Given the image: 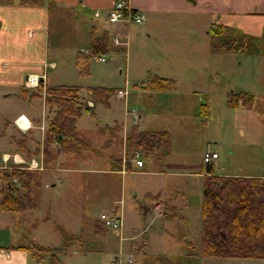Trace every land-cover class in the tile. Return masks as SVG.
<instances>
[{"label": "crops", "instance_id": "obj_1", "mask_svg": "<svg viewBox=\"0 0 264 264\" xmlns=\"http://www.w3.org/2000/svg\"><path fill=\"white\" fill-rule=\"evenodd\" d=\"M115 1L117 0H41L40 4L36 5L25 4L22 0H0V102L13 95L21 101L27 102L26 90L33 89V87L27 88L25 86L26 78L30 76L37 78L38 84L43 89L46 86L55 87L63 85H51L50 81H48V71H54L58 67V61L61 63L60 66L70 65V61L68 62V59L65 58V60L67 59L66 62L63 58L64 50L61 49L62 40L66 39L70 43L73 38H78L79 33L76 27H78V23L83 21V19L85 21V36L88 38V41L91 27L93 28L94 26L96 28L98 25L103 26L102 29H106L104 26H108L106 30L109 33L125 38L128 35V28L130 26H127L125 29L121 24L107 25L103 18ZM123 1L127 2L132 9L142 12L145 16V21L149 20V22H154L155 25L158 24L159 28L170 31V34H162L163 39L167 43L162 44V49L159 50L161 54H175L176 49L172 48V44H168V42L180 33H184L182 38L185 43L186 41L188 43L191 42L186 37L189 33H185L183 30H192L193 32L190 35L194 37L195 34H198V37H195V39L192 37L193 49L183 53L185 58L187 57L186 60H188V57H192L194 60L196 56L201 55L203 50H205L207 51L206 53L215 57V61L228 63L227 57L233 54H220L211 51L208 38L205 34L210 24L235 27L242 33L253 37L257 35L261 36L264 33V0ZM94 11L98 12L100 17L91 22L88 15ZM145 25L142 31L148 30V24ZM155 25H153L154 28ZM72 52L69 60H72L73 63L75 55L78 52L84 53L86 50L78 49L74 51L73 55ZM254 55V53L250 54V52H247L237 56L250 57ZM162 56L164 57V55ZM185 68L193 71V73L197 71V68L191 65V63H185ZM185 68L183 67L182 69ZM204 70L207 71V68ZM217 71L216 68L212 69L214 75L219 74ZM175 85V90L172 92H148V95H150L149 103L168 104V101L171 102L173 100V103L176 104L175 99L178 97L177 90L180 89V86L178 88L176 81ZM190 88L183 91V93H188V104H194L190 100L191 97L189 95L191 93L198 95L196 102L200 105L199 113H201V104H210V98L206 94L210 93L209 90H215L217 86L210 87L208 88L209 90L201 86L196 88L190 86ZM228 90L229 92L225 96L224 104H226L229 95L234 93H244L251 96L252 99L248 104L239 101L237 102V106L232 108L243 110L242 112L245 111L246 113L251 110L256 98L259 97V95L252 93L255 91L249 88V86L242 85L236 90L235 87ZM161 93L165 94L162 95ZM109 101L106 105L85 104L92 113L90 117L93 120V128L89 135H84L77 128L79 116L76 117L74 122L75 133L79 139L87 143V147L74 152L60 151L56 143H51L46 148L42 146L49 119L53 115V108H48L44 104H17V109L14 110L11 109L10 104H0V144L6 148L1 152L3 164L0 167L6 168L10 165L22 166L21 164L23 163L28 166L32 162L35 168H39L34 171L33 178L29 179V197L32 207L15 213L0 209V223L8 226L13 217H4L1 214L10 213L13 216H18L17 222L19 225L23 227L29 226L32 230L43 226L46 231L60 230L63 233L74 234L75 231H80L78 228L76 229L78 224H81V227L85 225V214L82 211L85 201H88L89 205L102 203L105 206V208L99 210L98 215L100 213L108 215L114 212V210L120 213L121 209H117V205L115 204L121 199L111 197V194L113 189L117 188V181H121L122 176L125 177L129 173L142 176L164 174L167 177L181 176L183 178L194 176L200 178L201 182L203 175H205L206 165L202 163L201 158L199 164H194L187 160L184 155L185 149L183 148L186 141L184 133H182L180 139L178 136L171 137V134L167 130L156 129L154 128L155 126L146 120L143 122L142 114L139 115L140 130L165 131L168 139L165 145L163 143L160 144L154 154L146 157L149 161L147 170H144L146 168H144V160L141 157V167H137L131 159L128 165L127 163L125 165V140L131 131V124L125 112L126 104H110ZM176 102L179 104L177 100ZM260 103L264 104V97L260 98ZM97 105H101L99 108L106 111L102 121L98 119V115L95 113ZM38 108L39 111L37 112ZM226 108L229 107L226 106ZM97 110L100 112L99 109ZM115 110H118V115L115 113ZM18 115L24 116L27 120L26 125L22 128L17 127L14 121ZM250 115L251 113L248 114V116ZM180 126L183 129L182 125ZM242 133L241 131H237V135ZM218 142V145L213 147L212 150H204L217 154V158L212 161L211 165L215 175L264 178V164L257 166L256 162H254L250 170H248L249 167L244 170L243 166H233L235 163L241 162L243 164L249 160L246 152H240V149L234 147L236 141L235 139L233 140V130L227 134L226 139L220 138ZM172 145L175 148L174 151L177 153L179 151L182 152L180 157H169ZM21 147L26 150L21 152ZM33 147L36 151L35 154L29 156L27 159L24 158L22 153L27 151L30 153ZM217 147L219 148L218 150L216 149ZM12 157L15 159L12 160ZM223 157L227 159L226 162L223 161ZM235 159L239 162L235 161ZM119 161L120 167L118 168ZM84 163L85 168H81V165ZM156 165L157 168H155ZM225 165L232 168L238 167L241 170L231 171L227 167L225 168L226 170H223L224 168L222 167H225ZM91 172H96V175H86ZM84 173L85 176L83 175ZM163 180L170 184L165 185L166 188L164 190L145 191L144 199L146 200L150 195L159 194L164 201L163 206L167 213L165 215L167 216L165 222L174 224L177 218L184 222L186 219L180 216L178 212L179 208L177 207L180 201L187 200L186 194L175 184L176 179ZM44 189L51 190L52 192L50 191L51 193L47 194V196L44 193ZM119 191H121V187ZM85 195H87L86 198ZM73 196L76 198L78 196L81 197L82 205L77 206V220H71L69 223L70 220L68 218L65 219V217L68 215L67 211H69V207L72 206ZM180 204L182 203L180 202ZM143 210L141 211L142 213H148ZM59 215L64 217L70 228L57 218ZM95 216L93 214L91 222L96 220L97 217ZM73 223H76L75 227L72 226ZM71 228L74 230H71ZM104 233L102 234L104 235ZM103 235H100L99 240L106 243L107 239ZM11 237V235L4 232L0 233V264H30L32 260L34 262L35 260L27 251L13 248L14 245L22 243L12 244V240L10 239H13V237ZM48 237L52 238L51 236ZM19 239L18 241H21ZM79 241L81 240L79 239ZM27 242L45 248H54L47 246L48 244H41L35 237L27 239ZM69 245L73 244L69 243L66 248ZM65 251L66 249L61 253Z\"/></svg>", "mask_w": 264, "mask_h": 264}, {"label": "rangeland", "instance_id": "obj_2", "mask_svg": "<svg viewBox=\"0 0 264 264\" xmlns=\"http://www.w3.org/2000/svg\"><path fill=\"white\" fill-rule=\"evenodd\" d=\"M96 13L98 14L96 11L91 14L89 13L88 18L91 22L100 17L99 14L95 17ZM144 21L138 26L130 25L128 35L125 38L109 33L106 30L108 26H104L106 29H102L103 26L100 25L96 26V28L93 26L95 36L100 35L104 30L107 31L108 49L106 53L100 56L103 58V62H99L95 57L91 58L88 75L81 77L77 75L74 62L72 63L69 57L72 51L73 55L74 51L78 49L86 50L84 54L87 53L89 41L85 36V21L83 19V21L78 23V27H76L79 33L78 38H73L70 43L66 39L62 40L61 49L64 50L63 58L64 60L67 58L68 62L70 61V65L60 66L61 63L58 61V67L54 71H48V81H50L51 85L63 84L80 88L78 101L82 104H93L88 101L86 88L103 87L115 91L126 90L127 94L122 98H117L114 92L109 98L110 101L108 100L110 104H126L125 112L128 119L131 112L135 110L138 115H143V122L146 120L155 126L154 128L156 129L167 130L171 134V137L178 136L180 139L182 133H184L186 139L183 146L185 149L184 155L188 161L194 164L200 163V158L205 149L212 150L213 147L218 145V139H226L227 134L233 130V140L235 139L236 141L234 147L240 149V152H246L249 159L247 163L243 164L235 159L239 163H235L233 166H243L244 170L249 167L248 170H250L254 162H256L257 166L263 165L264 104L260 103V98L264 97V33L261 36L257 35L253 37L242 33L235 27H227V30L222 31L218 37H212L209 34L210 29L213 32H217L218 30L216 29L217 25L210 24L205 34L212 52H216V48H219L222 42L228 43L234 38L239 44H246V49L248 50L242 53L250 52V54L254 53L255 55L240 57L237 55L242 53L234 54L227 57L228 63H222L221 61H215V57H212V55L206 53L207 51L203 50V53L196 56L194 60L192 57H188V60H186L187 57L185 58L183 53L191 51L194 47L192 45V37L194 36L190 35L193 32L192 30H183L185 33H189L186 37L187 40L191 41L190 43L187 41L185 43L182 38L184 33H180L168 42V44H172V48L176 49L175 54L165 55L159 52L162 49V44L167 43L163 39L162 34H170V31L159 28L158 24L155 25L154 22H149V20H146L145 23ZM145 24H148V30L142 31L144 26H146ZM153 25H155V28ZM124 27L126 29L127 26ZM93 28L91 27V29ZM243 36L246 39H242ZM195 37H198V34H195ZM114 38L117 41L116 44L112 40ZM217 53L224 54L219 51ZM242 58L244 59L242 60ZM67 59L65 60L66 62ZM185 63L194 65L197 68L196 73L185 68ZM183 67L185 69H182ZM205 68H207V71L204 70ZM213 68H216L219 74L214 75V72H212ZM154 76L171 79L174 82L176 81L178 88L180 86V89L177 90L178 97L175 99L176 104L173 103V100L171 102L168 101V104L149 103L150 95H148V92L154 91L142 90L141 83ZM242 85L249 86V88L255 91L252 92L255 93L254 95H259L251 110L247 113L245 111L242 112L243 110L226 108V104H224L225 96L229 92L228 89H234L235 87L236 90ZM190 86L194 88L201 86L207 89L217 86L215 90L208 89L210 93L206 94V96L210 98V104H205L207 107L206 112L199 113L200 105L196 102L198 95L195 93L189 95L191 97L190 100L194 104H188V93H183V91L191 89ZM26 91L27 102H23L13 95L1 101L0 104H10L11 109L14 110L17 109V104H43L42 93L39 94L38 99L29 98L30 94H37V88L27 89ZM41 91L44 92V89L42 88ZM161 94L164 95L165 93ZM99 106L101 105H97L96 108L100 112L96 109L95 113L98 115V119L102 121L106 111L99 108ZM115 113L118 115V110H115ZM249 113H251L250 116H248ZM90 116L89 112H81L77 121V128L84 135H89L93 128V120ZM129 122L131 124L130 120ZM180 125H182L183 129ZM132 127H135L137 132L143 131L140 130L139 123L138 125L131 124V129ZM237 131L243 133L237 135ZM161 142L162 139L159 141V144ZM5 149V146L0 144V165L3 164L1 152ZM34 149L33 147L30 153H22L24 158L27 159L29 156L34 155L36 152ZM174 149L172 145L169 157H180L182 152L179 151L177 153ZM216 149L218 150L219 148L217 147ZM155 150L147 155L140 151V149L138 150L141 158L144 160V168H146L144 170L148 169L147 166L149 164L146 157L154 154ZM133 152L125 148V165L126 163L128 165ZM223 159L226 162L227 159L225 157ZM21 165H10L6 168L0 167V170L3 169L9 172L12 169H22L29 173L30 178H33L34 171L39 169L35 168V166L28 167L24 163ZM81 166V168H85V163ZM226 167L231 171L241 170L238 167L232 168L227 165L222 167L224 168L223 170H226ZM155 168H157V165ZM83 175L85 176V173ZM86 175L94 176L96 172L87 173ZM163 179H176L175 184L186 194L187 200L180 201L182 204L179 202L177 207L179 208L178 212L180 216L186 219L184 222L178 218L174 224L165 222L167 218L165 215L167 213L163 206L164 201L159 194L150 195L146 200L144 199L145 191L164 190L166 188L165 185L170 184ZM13 181L17 184L16 179H13ZM1 186L2 183L0 182ZM116 186L117 188L113 189L111 197L121 199L115 204L117 205V209L120 208L121 210L120 213L114 210L108 216L116 215L119 219L121 218L118 229L104 228L100 223L98 212L100 209L105 208L102 203L89 205L88 201H85L82 210L85 214L84 227H81V224L76 226V223H73L72 226H76V229L78 228L80 231H75L74 234L64 233L72 236L70 243L73 245L65 247L64 250L66 249V251L64 253L53 256L51 248H49L50 251L44 254L45 259L37 262V264H50L49 260L52 259L53 262L51 264H264V260L262 259L206 257L199 254V215L202 189V180L200 182V178L194 176L190 178H183L181 176L167 177L164 174L142 176L129 173L125 177L122 176L121 181L118 180ZM120 187L121 191H119ZM50 191L44 189L46 195L52 192ZM86 197L87 195H85ZM81 199L79 196L77 198L73 196L72 206H70L71 208L69 207V211H67L68 215L65 217V219L68 218L70 220L69 223L71 220H77L76 209L78 205H82ZM142 209L148 213H142ZM23 210L25 211V209ZM93 214L97 218L91 222ZM1 215L13 217L8 226L0 223V233L4 232L11 235L13 237V239H10L12 240V244H27V239L35 237L41 244H48L47 246L49 247L57 248L61 245L59 236L63 232L60 230L46 231L43 226L32 230L29 226L23 227L19 225L17 222L18 216H13L10 213H2ZM57 218L70 228L63 216L59 215ZM71 230L74 229L71 228ZM103 232H105L104 235L102 234ZM100 235L105 236L107 239L106 243L99 240ZM18 238L21 241H18ZM30 264L36 263L32 260Z\"/></svg>", "mask_w": 264, "mask_h": 264}, {"label": "trees", "instance_id": "obj_3", "mask_svg": "<svg viewBox=\"0 0 264 264\" xmlns=\"http://www.w3.org/2000/svg\"><path fill=\"white\" fill-rule=\"evenodd\" d=\"M22 2L38 5L41 0H22ZM216 29L217 32L210 29L209 34L212 37H218L222 31L227 30V27L217 25ZM94 30L93 28L90 32L87 53L78 52L74 58V67L77 75L81 77L88 75L91 58L100 57L108 49L107 31L104 30L100 35L95 36ZM242 39H246L245 36ZM246 50H248L246 44H239L234 38L228 43L222 42L220 47L216 48V52L233 55ZM141 85L142 90L154 92H172L176 87L173 80L156 76L142 81ZM36 88L37 94H32L29 98L38 99L39 94L42 93L43 104L53 108V115L49 119L42 142L43 148L56 143L58 149L63 152L85 149L87 143L77 137L74 122L81 112H89L90 115L92 113L85 104L78 101L80 88L61 85L44 88V92L41 91L40 84ZM114 92L113 89L103 87L86 88L88 101L93 104L106 105ZM251 99L247 94L234 93L227 98L226 106L235 108L237 102L248 104ZM201 107V113L206 112V105L201 104ZM161 139V144L165 145L168 139L165 131L137 132L136 128L132 127L125 140V148L131 152L140 149L147 155L154 152L160 145ZM24 150L26 149L21 147L20 151L24 152ZM119 166L120 161L117 167ZM13 179L17 180V184ZM29 179V173L22 169H12L9 172L0 170L1 210L15 213L32 207ZM199 235L201 256L264 259V178L219 176L213 173L210 165H206L205 175L202 177ZM60 237L61 245L51 248L52 256L64 251L72 240V236L64 233H61ZM13 248L27 251L36 263L50 251L49 248L33 243L14 245ZM52 262L53 259L49 260L50 264Z\"/></svg>", "mask_w": 264, "mask_h": 264}, {"label": "built area", "instance_id": "obj_4", "mask_svg": "<svg viewBox=\"0 0 264 264\" xmlns=\"http://www.w3.org/2000/svg\"><path fill=\"white\" fill-rule=\"evenodd\" d=\"M97 13L95 14V17H97ZM144 14L142 12L136 11L132 9L127 2L123 0H117L115 1L111 7L107 10L104 16V20L107 25H114V24H123L124 26H130V25H141L144 21ZM113 42L116 44V39H112ZM99 62H103L102 57H96ZM38 84L37 78L30 76L26 78L25 86L27 88H34ZM127 94L126 90H117L115 91V95L117 98H122ZM129 120L131 121V124L138 125L140 121V116L135 112H131V115L129 117ZM15 124L17 127L22 128L26 125L27 120L24 116L18 115L15 118ZM140 152L138 150L134 151L131 154V160L134 162V164L137 167L142 166V160L140 158ZM217 158V154L215 152H208L205 151L202 154V163L204 165H210L212 164V161ZM15 158L12 157V160ZM22 163V162H21ZM32 162L29 163L28 167H32ZM99 221L103 224L104 227L116 230L120 227V219L116 215L108 216L106 214H99L98 216Z\"/></svg>", "mask_w": 264, "mask_h": 264}]
</instances>
